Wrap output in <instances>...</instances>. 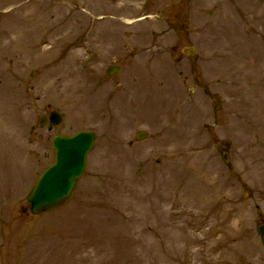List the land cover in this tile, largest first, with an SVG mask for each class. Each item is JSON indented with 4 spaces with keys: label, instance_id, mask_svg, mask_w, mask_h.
Returning <instances> with one entry per match:
<instances>
[{
    "label": "rangeland",
    "instance_id": "374dc122",
    "mask_svg": "<svg viewBox=\"0 0 264 264\" xmlns=\"http://www.w3.org/2000/svg\"><path fill=\"white\" fill-rule=\"evenodd\" d=\"M81 131L73 196L25 214ZM261 222L264 0H0V264H264Z\"/></svg>",
    "mask_w": 264,
    "mask_h": 264
},
{
    "label": "water",
    "instance_id": "95a60500",
    "mask_svg": "<svg viewBox=\"0 0 264 264\" xmlns=\"http://www.w3.org/2000/svg\"><path fill=\"white\" fill-rule=\"evenodd\" d=\"M117 69H110L108 73L112 75ZM61 115L56 112L51 114V122L58 125L61 122ZM42 121L41 124H44ZM146 134L141 132L137 135L138 140H142ZM97 136L91 132H81L72 137L58 136L53 140V147L56 154L55 163L47 169L28 196L33 215H43L52 212L62 205L73 194L79 179L83 176L87 155L91 151ZM218 145V148H223ZM224 160L229 162L228 155H224ZM25 213L26 209L23 210ZM264 246V225L258 228Z\"/></svg>",
    "mask_w": 264,
    "mask_h": 264
},
{
    "label": "flooded vegetation",
    "instance_id": "af4514ba",
    "mask_svg": "<svg viewBox=\"0 0 264 264\" xmlns=\"http://www.w3.org/2000/svg\"><path fill=\"white\" fill-rule=\"evenodd\" d=\"M48 125H49V130L50 131L53 130L54 127H52L50 124H48Z\"/></svg>",
    "mask_w": 264,
    "mask_h": 264
},
{
    "label": "bare ground",
    "instance_id": "6f19581e",
    "mask_svg": "<svg viewBox=\"0 0 264 264\" xmlns=\"http://www.w3.org/2000/svg\"><path fill=\"white\" fill-rule=\"evenodd\" d=\"M237 64H238V65H241L242 63L238 62ZM197 197H198V196H197Z\"/></svg>",
    "mask_w": 264,
    "mask_h": 264
}]
</instances>
